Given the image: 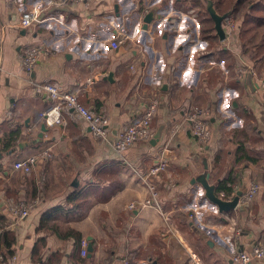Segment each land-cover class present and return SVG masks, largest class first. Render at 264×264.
I'll list each match as a JSON object with an SVG mask.
<instances>
[{"label":"crops","instance_id":"0c3cea01","mask_svg":"<svg viewBox=\"0 0 264 264\" xmlns=\"http://www.w3.org/2000/svg\"><path fill=\"white\" fill-rule=\"evenodd\" d=\"M40 1L0 0V222L15 226L6 231L14 241L3 246L16 256L10 264H122L126 259L130 264H233L224 244L226 228L199 227L190 208L209 201L194 182L202 175L209 174L217 186L228 179L235 193H246L253 181L264 185V41L249 47L245 42L252 37L245 36L240 48L228 52L215 28L207 34L201 28L222 62L211 68L198 65L174 32L155 31L153 20L144 28V9L153 0H89L61 9L42 4L44 21L21 28V15ZM158 6L185 12L199 2L161 0ZM114 38L123 41L119 49L109 46ZM101 41L107 46L96 43ZM30 46L44 48L48 56L28 75L21 57ZM249 72L258 86L254 91ZM46 81L81 89V103L106 114L113 135L155 99L152 129L153 134L161 129V137L156 145L139 143L121 157L70 109L62 110L63 123L48 126L41 113L53 104L39 88ZM194 104L210 112L206 144L185 120ZM12 132L17 139L6 149ZM48 148L51 158L39 161L30 175L14 169L16 161ZM162 152L169 169L153 177L159 205H144L149 190L136 172L145 174ZM24 199L32 201V210L18 221L9 207ZM132 202L135 208L129 209ZM202 212L222 223V215ZM163 213L171 220L169 228ZM224 214L237 220L241 249L264 244V193ZM72 232L88 240L93 252L81 255Z\"/></svg>","mask_w":264,"mask_h":264},{"label":"built area","instance_id":"2783aa9c","mask_svg":"<svg viewBox=\"0 0 264 264\" xmlns=\"http://www.w3.org/2000/svg\"><path fill=\"white\" fill-rule=\"evenodd\" d=\"M11 3H17L18 0H9ZM89 0H41L40 3L33 9L24 12L21 15L19 26L21 28H28L33 23H40L44 21L42 18L43 8L42 4L47 7H54L61 9L67 4L79 5L86 4ZM161 0H153L148 3L144 9V13L148 14L153 12V25L155 31L166 29L176 34L177 40H181L182 49L188 52L190 57H193L199 63L198 65H208L209 67L221 66L222 62L216 61L215 53L210 47V42L203 38L200 34V29L203 26L204 17L199 14L200 8H192L188 11H175L169 13L168 10L160 8L158 5ZM192 21L189 26L187 20ZM152 21V22H153ZM199 21V22H198ZM223 29L226 38L222 41L225 42V48L230 46L231 42L237 37L238 30L236 23L227 17L223 21ZM93 42V40H90ZM122 40L118 38L111 39L109 46L113 49H119ZM100 46L106 47V42H96ZM228 49V48H227ZM48 56L47 51L40 46H30L26 48L21 57V64L23 70L29 75L35 69L37 63L41 58ZM1 69V66H0ZM134 69V66H132ZM243 70H240L242 72ZM92 83V79H88ZM43 90L48 99L52 102V107L46 112L41 113V117L48 126H53L63 123L61 116L62 110L70 109L79 118H82L87 122L90 127L92 136L96 140H100L104 143H108L112 146L113 150L118 156L123 157L124 153L133 146L148 142L153 137L152 121L156 116L158 109V101L155 99L150 100L147 104L146 111L140 116H133L131 120L117 132L116 135L112 134V130L109 128L110 118L104 113H96L90 108L83 105L80 101L81 89L69 91L61 88L57 83L52 81H46L39 86ZM264 93V88H263ZM210 112L207 108L199 106L197 104L192 105L185 112V120L190 123L193 136L203 144L209 142L211 138V125L209 121ZM52 156L51 148L43 150L32 156L20 159L14 163V169L22 172L25 175H30L33 172L34 167L41 160H48ZM169 169V163L165 157V153L162 152L155 163L148 169L145 174L136 172L137 176L147 185L149 190V197L145 200L144 205L158 206V186L157 181L153 179H159L161 175L167 172ZM264 193V185L261 182L253 181L249 185L245 194L240 197L238 205H247L252 203L255 198ZM235 192L230 197L221 192L220 198L225 200H232L235 196ZM209 201L201 202L196 206L190 208V219L198 224L201 228L212 229L213 225L220 228H226L227 235L224 238V244L228 252V256L233 264H251L255 260H264V244L254 246L251 250L241 249L238 245V238L241 235V229L238 226L237 220L229 217L227 214L221 213L216 205L208 204ZM135 203L129 204V209H134ZM9 210L12 216L20 221L30 215L32 205L25 202V200H19L13 202ZM208 210L215 214L222 215V223L213 222V217H204L202 211ZM0 208V218H1ZM166 220L167 227H171V220L163 213ZM224 220V222H223ZM223 223H226L223 224ZM14 225H16L14 223ZM15 229V226L2 227L0 222V236L7 229ZM89 242L86 239L81 241V255L84 257L88 254ZM16 260V256L9 255L7 250L0 247V264H10ZM108 264H115L114 261ZM122 264H130L129 260H123ZM145 264H151L146 262ZM199 264V263H196Z\"/></svg>","mask_w":264,"mask_h":264},{"label":"rangeland","instance_id":"374dc122","mask_svg":"<svg viewBox=\"0 0 264 264\" xmlns=\"http://www.w3.org/2000/svg\"><path fill=\"white\" fill-rule=\"evenodd\" d=\"M240 2L241 0H216V4L219 6L217 11L224 14L220 10L222 8L227 10V12H230L229 17L236 23L238 30V37L231 42L230 46L226 47L228 48V50H226L228 52L233 48H240L241 44H243V41L245 40V36L252 37V40L247 39L245 42L249 47L253 46L257 42L264 41V24L262 23L264 21L261 22L260 19L263 18L264 20V0H242V2ZM206 4L207 2L204 0L203 3H199L198 7H194L200 8L199 14L201 17L209 16L206 11ZM254 7L256 8V11ZM205 25L207 24L205 23ZM205 25L202 27V31L206 27ZM242 30H245L244 35L241 34ZM242 38H244V40H242ZM26 177L31 178L30 176ZM24 200L26 203L32 205V201L30 199Z\"/></svg>","mask_w":264,"mask_h":264},{"label":"water","instance_id":"95a60500","mask_svg":"<svg viewBox=\"0 0 264 264\" xmlns=\"http://www.w3.org/2000/svg\"><path fill=\"white\" fill-rule=\"evenodd\" d=\"M207 4H206V11L208 12L209 16L211 17V19L214 22V28L216 30L217 36L219 37L220 41H223L226 36H225V32L223 29V21L224 19H226L227 17H229L230 12H226L224 14L219 13V11L216 10L214 3L212 0H206ZM153 20V12H150L146 15L144 21H145V26L144 28L146 29L148 24ZM113 71L109 74V79H111L113 77ZM248 84L249 86L252 88V90L254 91L255 87H258L254 82H253V73L249 72L248 74ZM45 127V125H44ZM161 137V129H159L155 134H153V137L151 139V143L156 145L157 141L160 139ZM210 179V175H202L199 176L198 178H196L194 180V182H198L199 184H201L202 188L205 191V196L207 197V199L213 204L216 205L219 209V211L221 213H226L229 211L234 210L238 204H239V200L240 197L245 193V191H237L235 196L233 197L232 200H225L220 198L217 194H216V186H217V182L214 184H211L209 182ZM248 205V204H247ZM245 205V206H247ZM93 252V246L91 243H89L88 246V252Z\"/></svg>","mask_w":264,"mask_h":264},{"label":"trees","instance_id":"16d2710c","mask_svg":"<svg viewBox=\"0 0 264 264\" xmlns=\"http://www.w3.org/2000/svg\"><path fill=\"white\" fill-rule=\"evenodd\" d=\"M212 1L214 3V6H215L216 10H218L219 6H218V4H216V0H212ZM198 2L199 3H203L204 0H198ZM241 2H242V0H241ZM254 9L256 11V8L255 7H254ZM220 10H221L222 13H226L227 12V10L222 9V8ZM213 30H214V22L209 17L207 19V25H206V27L204 28L203 31H204L205 34H207L208 32L213 31ZM242 31H241V34L244 35L245 34V30L243 32ZM10 137H11V139L7 142L6 149H10L13 146V142H15L16 139H17L15 137V132H12L11 135H10ZM101 175L106 176L107 173H102ZM109 175L111 176L112 175V172H109ZM227 183H229V180L228 179L222 181L221 183H219V185L216 188V194L218 196H220V193L221 192H225L226 197H230L232 195V193L234 192V188H233L234 186L232 184H231V186H227ZM72 198L74 200L76 198V194H73V196L70 198L71 201H72ZM72 234L78 240V242L81 243L82 236L79 233H77V232H72ZM12 237L13 236L11 234H7L6 232H4L2 234V236H0V247L3 245V246H5V247L8 248L11 245L10 242L11 241H14V238L12 239Z\"/></svg>","mask_w":264,"mask_h":264}]
</instances>
